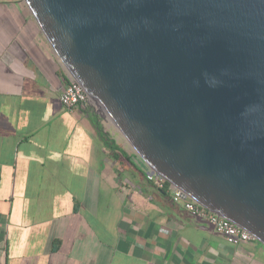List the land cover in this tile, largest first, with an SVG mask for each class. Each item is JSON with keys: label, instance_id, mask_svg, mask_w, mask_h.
Here are the masks:
<instances>
[{"label": "water", "instance_id": "1", "mask_svg": "<svg viewBox=\"0 0 264 264\" xmlns=\"http://www.w3.org/2000/svg\"><path fill=\"white\" fill-rule=\"evenodd\" d=\"M155 173L264 245V0H23Z\"/></svg>", "mask_w": 264, "mask_h": 264}, {"label": "crops", "instance_id": "2", "mask_svg": "<svg viewBox=\"0 0 264 264\" xmlns=\"http://www.w3.org/2000/svg\"><path fill=\"white\" fill-rule=\"evenodd\" d=\"M60 70L24 1L0 0V264H264L115 157Z\"/></svg>", "mask_w": 264, "mask_h": 264}, {"label": "built area", "instance_id": "3", "mask_svg": "<svg viewBox=\"0 0 264 264\" xmlns=\"http://www.w3.org/2000/svg\"><path fill=\"white\" fill-rule=\"evenodd\" d=\"M66 78L67 80H64V83L59 85V99L62 104L67 108L87 105L88 94L85 89L77 80L72 78L67 73ZM147 176L155 180V184L158 188L165 187L167 190H170L172 192V198L175 202H180L184 209H186L194 218L206 221L208 225L212 226L216 231L222 233L229 242L238 244L255 239L250 231L237 226V224L233 223L229 219L210 211L206 207L190 199L181 191V189L176 188L163 177L156 176L153 171ZM166 182H168V185H166Z\"/></svg>", "mask_w": 264, "mask_h": 264}, {"label": "trees", "instance_id": "4", "mask_svg": "<svg viewBox=\"0 0 264 264\" xmlns=\"http://www.w3.org/2000/svg\"><path fill=\"white\" fill-rule=\"evenodd\" d=\"M59 73L62 75V78H64V80H67L66 73L64 72V70H60ZM85 110L89 113V119L92 125L94 126L97 135L106 144L107 148H109L108 150H111L115 157H124L126 154V151H124L125 149L119 143L116 142L115 138L108 131L104 130L100 122L99 116L92 112L91 107H87ZM145 176L149 181L156 185L155 180L153 178H149L147 175ZM166 185H168V182H166ZM161 190L166 191V188H161Z\"/></svg>", "mask_w": 264, "mask_h": 264}, {"label": "rangeland", "instance_id": "5", "mask_svg": "<svg viewBox=\"0 0 264 264\" xmlns=\"http://www.w3.org/2000/svg\"><path fill=\"white\" fill-rule=\"evenodd\" d=\"M26 6V5H25ZM27 8V6H26ZM28 10V8H27ZM29 11V10H28ZM92 112H94V108L91 107ZM95 113V112H94ZM96 114V113H95ZM100 122L104 128V130L108 131L114 138L119 141V144L128 151H133L134 149L130 145V143L124 138V136L119 132V130L112 124L110 121H105L101 117H99ZM134 152V151H133ZM139 157V156H138ZM140 158V157H139Z\"/></svg>", "mask_w": 264, "mask_h": 264}]
</instances>
